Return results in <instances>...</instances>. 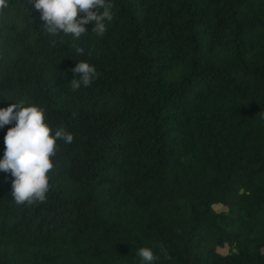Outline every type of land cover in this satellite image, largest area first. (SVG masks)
<instances>
[{
    "label": "trees",
    "instance_id": "1",
    "mask_svg": "<svg viewBox=\"0 0 264 264\" xmlns=\"http://www.w3.org/2000/svg\"><path fill=\"white\" fill-rule=\"evenodd\" d=\"M110 2L80 38L48 34L33 0L0 10V108L39 106L74 137L43 203L17 205L0 171V264H146L142 247L264 264V0ZM79 61L98 75L73 91Z\"/></svg>",
    "mask_w": 264,
    "mask_h": 264
},
{
    "label": "clouds",
    "instance_id": "2",
    "mask_svg": "<svg viewBox=\"0 0 264 264\" xmlns=\"http://www.w3.org/2000/svg\"><path fill=\"white\" fill-rule=\"evenodd\" d=\"M36 10L42 13L45 31L50 35L71 34L80 38L87 33L85 25L94 22L93 32L103 35L105 20L113 18L110 0H33ZM8 7L7 0H0V10ZM80 14H83L81 17ZM83 54V48H77ZM78 78L71 81L72 90L81 85L89 87L97 78L96 68L85 61H79L72 69ZM264 116V111L261 112ZM15 122L5 136V153L0 160V171L11 173V196L17 205L43 203L49 191V172L53 169L52 158L56 155L57 140L65 144L73 142V134L64 127L53 129L45 122L44 109L24 106L23 102L0 108V128ZM136 254L146 262L156 259L148 247L139 248ZM166 258L167 255H166Z\"/></svg>",
    "mask_w": 264,
    "mask_h": 264
},
{
    "label": "rangeland",
    "instance_id": "3",
    "mask_svg": "<svg viewBox=\"0 0 264 264\" xmlns=\"http://www.w3.org/2000/svg\"><path fill=\"white\" fill-rule=\"evenodd\" d=\"M222 208V206H217V209L220 210ZM231 247L230 245L227 243L222 247H219V250L221 253H228L230 251Z\"/></svg>",
    "mask_w": 264,
    "mask_h": 264
}]
</instances>
